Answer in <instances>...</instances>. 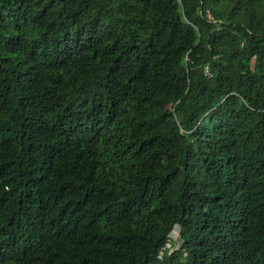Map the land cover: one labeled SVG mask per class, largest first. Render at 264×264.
Returning <instances> with one entry per match:
<instances>
[{"label":"trees","instance_id":"trees-1","mask_svg":"<svg viewBox=\"0 0 264 264\" xmlns=\"http://www.w3.org/2000/svg\"><path fill=\"white\" fill-rule=\"evenodd\" d=\"M0 264H264V0H0Z\"/></svg>","mask_w":264,"mask_h":264},{"label":"rangeland","instance_id":"rangeland-1","mask_svg":"<svg viewBox=\"0 0 264 264\" xmlns=\"http://www.w3.org/2000/svg\"><path fill=\"white\" fill-rule=\"evenodd\" d=\"M178 232H179V228L176 227V228L173 230V232H172V236L178 237V235H177ZM178 242H179V244L176 243V246H175L174 250H175V249H176V250L179 249L180 240H178ZM171 251H173V248L171 249Z\"/></svg>","mask_w":264,"mask_h":264},{"label":"clouds","instance_id":"clouds-1","mask_svg":"<svg viewBox=\"0 0 264 264\" xmlns=\"http://www.w3.org/2000/svg\"><path fill=\"white\" fill-rule=\"evenodd\" d=\"M173 232V231H172ZM178 237H175V236H172V233H171V235H170V237L177 243V244H179V242H178V240H180V236H179V232H178ZM180 246V245H179Z\"/></svg>","mask_w":264,"mask_h":264},{"label":"built area","instance_id":"built-area-1","mask_svg":"<svg viewBox=\"0 0 264 264\" xmlns=\"http://www.w3.org/2000/svg\"><path fill=\"white\" fill-rule=\"evenodd\" d=\"M167 246H168V248H170V247H171V245H170V244H168Z\"/></svg>","mask_w":264,"mask_h":264}]
</instances>
